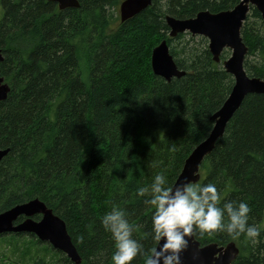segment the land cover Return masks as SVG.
Segmentation results:
<instances>
[{
	"label": "trees",
	"instance_id": "trees-1",
	"mask_svg": "<svg viewBox=\"0 0 264 264\" xmlns=\"http://www.w3.org/2000/svg\"><path fill=\"white\" fill-rule=\"evenodd\" d=\"M79 1L78 8L60 9L48 0H0V71L11 86L0 102V148L10 149L0 161V213L39 198L65 220L80 264H112L114 241L103 215L113 205L123 208L145 252L156 246L149 235L154 209L137 189L158 173L175 184L235 83L223 65L227 49L216 61L207 37H171L166 16L229 10L241 0H153L124 22L114 14L123 0ZM242 35L249 47L245 69L264 79V21L254 6ZM165 39L186 71L170 81L151 65L154 47ZM200 174L195 184H215L221 206L247 202L249 223L262 232L256 244L219 232L197 240L234 241L240 253L231 264H264V93L244 99ZM7 236L12 244L29 239L16 246L36 264H76L34 234L0 238ZM47 254L59 258L48 262ZM144 260L137 256L132 264Z\"/></svg>",
	"mask_w": 264,
	"mask_h": 264
},
{
	"label": "water",
	"instance_id": "water-1",
	"mask_svg": "<svg viewBox=\"0 0 264 264\" xmlns=\"http://www.w3.org/2000/svg\"><path fill=\"white\" fill-rule=\"evenodd\" d=\"M48 1L57 3L60 9L80 6L79 0ZM152 3L153 0H123L120 4L121 21L133 18ZM251 6L259 10L264 21V0H241L232 9L219 12L201 10L191 18H177L169 14L166 16L171 37L183 32L207 37L214 60L220 61L222 52L225 49H231V55L223 62V65L235 79L230 95L212 116L215 123L210 134L187 158L173 187L186 181L196 183L200 180L203 160L213 151L217 140L224 135L229 121L244 99L249 94L264 93V79L249 75L244 65L249 47L244 41L242 27ZM2 61H4V54L0 48V62ZM151 65L153 72L167 81L186 74V71L178 67L166 39L154 47ZM10 91L11 86L5 81L0 71V102L7 99ZM9 150V148H0V161L9 153ZM36 215H41L40 219H36ZM21 216L24 218L19 221ZM5 233L34 234L41 241L48 242L54 248L63 251L74 263L82 262V257L73 243L65 220L39 198L15 205L0 213V235ZM239 253L240 248L234 241L226 245H219L216 242L201 245L195 239L189 241V246L181 254V258L182 264H231Z\"/></svg>",
	"mask_w": 264,
	"mask_h": 264
},
{
	"label": "clouds",
	"instance_id": "clouds-1",
	"mask_svg": "<svg viewBox=\"0 0 264 264\" xmlns=\"http://www.w3.org/2000/svg\"><path fill=\"white\" fill-rule=\"evenodd\" d=\"M137 194L150 197L145 203L154 209L149 235L156 246L145 252L133 238L126 211L113 205L101 220L114 241L112 264H132L137 256L145 257L144 264H182L181 254L190 240L219 232L232 240L243 237L246 243L256 244L261 236V226L249 223V204L230 200L221 206L222 195L213 183L186 181L173 187L164 173H158L150 185L139 187Z\"/></svg>",
	"mask_w": 264,
	"mask_h": 264
},
{
	"label": "rangeland",
	"instance_id": "rangeland-1",
	"mask_svg": "<svg viewBox=\"0 0 264 264\" xmlns=\"http://www.w3.org/2000/svg\"><path fill=\"white\" fill-rule=\"evenodd\" d=\"M121 4V3H120ZM115 16L120 18V5L118 6L117 10H114ZM4 15V9L2 4L0 3V18H2ZM170 35V33H169ZM199 35V34H197ZM203 36V35H202ZM209 40V39H208ZM229 51V57L231 55V49H227ZM37 216V215H36ZM35 216V217H36ZM41 216V215H40ZM9 234V233H5ZM14 234V233H13ZM16 234V233H15ZM29 235V233H27ZM9 237V238H8ZM11 236H7L6 238H0V264H36L35 259L33 260L31 257V254L25 257H21V255L18 252L17 245L19 247L21 246H26V244L30 242H25V241H30L29 239H24V238H16L14 241V244ZM15 237H13L14 239ZM30 250L33 252L37 249L36 242L33 243V245H28ZM25 251V249H23ZM48 262H52L54 259L58 260L59 257L54 256L52 254H47L46 256Z\"/></svg>",
	"mask_w": 264,
	"mask_h": 264
}]
</instances>
